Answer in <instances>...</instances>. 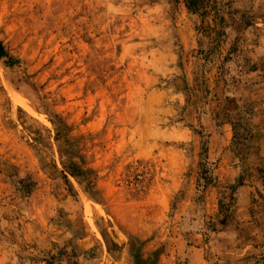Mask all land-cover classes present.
I'll use <instances>...</instances> for the list:
<instances>
[{"label":"rangeland","instance_id":"obj_1","mask_svg":"<svg viewBox=\"0 0 264 264\" xmlns=\"http://www.w3.org/2000/svg\"><path fill=\"white\" fill-rule=\"evenodd\" d=\"M203 1L0 0V264H264V0Z\"/></svg>","mask_w":264,"mask_h":264},{"label":"trees","instance_id":"obj_2","mask_svg":"<svg viewBox=\"0 0 264 264\" xmlns=\"http://www.w3.org/2000/svg\"><path fill=\"white\" fill-rule=\"evenodd\" d=\"M198 2L201 3L200 7L203 6L202 5L204 3L203 0H186L187 7H189L190 9H196V8H198ZM3 54H4L3 53V49L0 47V56H2Z\"/></svg>","mask_w":264,"mask_h":264}]
</instances>
